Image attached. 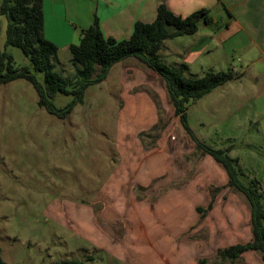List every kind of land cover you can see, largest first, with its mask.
Returning a JSON list of instances; mask_svg holds the SVG:
<instances>
[{"label": "rangeland", "instance_id": "obj_1", "mask_svg": "<svg viewBox=\"0 0 264 264\" xmlns=\"http://www.w3.org/2000/svg\"><path fill=\"white\" fill-rule=\"evenodd\" d=\"M212 17L216 22L211 23L209 30L217 33L228 21V16L224 11L214 10ZM7 27L8 19L0 14L1 52L13 57L16 68L28 67L43 80V74L34 71L31 61L20 48L7 45ZM113 38L116 39V36ZM178 40V46L183 48L188 43L195 44L192 37ZM211 49V53H204L190 62L185 75L201 77L210 70L246 71L235 81H242L244 87L255 95L252 91L255 89L253 79L257 78V70L252 64L257 60V55L247 57L244 50L230 51V44L212 46ZM160 54L162 61L169 64L180 60L179 56L166 57L164 51ZM71 60L69 49L59 48L56 71L72 78L74 68ZM131 62L138 63L135 59L120 62L111 69L105 81L91 85L85 92L83 102L65 120L50 115L38 105L37 92L29 82L16 80L0 84V248L4 262L60 264L74 260L83 264H188L184 260H175L166 249L162 253L153 249V243L158 244L162 237H168L171 232L160 221L150 224L142 212L140 215L137 213L141 208L128 211L129 204L133 206L134 202L145 198L134 188L127 187L126 196L122 197L126 208H116V227L111 228L112 225L106 222L114 206L102 193L113 183L112 172L119 153L117 143H122L119 141L124 119L120 113L124 101L122 68ZM163 90L166 94L165 87ZM222 93L219 91L215 96ZM73 98L59 94L54 103L58 108H64ZM166 101L169 111L160 115V122L152 134L158 135L159 130L164 129L163 137L169 139V156L175 164L174 170L178 168L179 172L189 175V172L198 170L202 151L197 149L192 137L174 114L168 97ZM214 101L216 107L222 109L220 114L211 113ZM224 102L225 97L189 103L187 122L206 145L214 149L233 146L230 155L241 160L239 166L245 173L240 178L241 182L246 186L252 182L258 183V188L262 189L261 203L264 207V141L258 136L254 125L249 129L245 126L248 119L255 118L254 101L242 104L240 98L236 102L233 100L231 116L228 111L227 114L223 113ZM146 141L149 143V140ZM186 142L184 153L179 152L177 144ZM247 143L254 146L247 147ZM182 158L188 164L186 161L184 166L179 163ZM225 197L228 198L227 195ZM236 205L233 207L235 212H221L222 218L219 219L230 228L241 224L239 236L244 241L247 237L244 224H249L246 215L251 213V206L245 200L242 206ZM209 232L199 229L195 237L188 238L204 240ZM232 233L237 232L231 231L230 234L236 238ZM182 235L180 231L175 233L174 238L182 241ZM250 236L253 237L252 230ZM163 244L162 241V249ZM172 247H176V243ZM198 247L205 249L206 246ZM197 253L200 257L204 255L203 251L197 250ZM252 254V262L264 264L257 253ZM165 256L168 260H165ZM203 260L206 264L220 263L217 255L210 254ZM244 260L239 264H247Z\"/></svg>", "mask_w": 264, "mask_h": 264}, {"label": "crops", "instance_id": "obj_2", "mask_svg": "<svg viewBox=\"0 0 264 264\" xmlns=\"http://www.w3.org/2000/svg\"><path fill=\"white\" fill-rule=\"evenodd\" d=\"M161 3L182 17H188L201 9L210 10L211 17L214 10L224 11L228 16V21L217 33L209 30L211 24L208 26L202 24L196 34L184 36L195 39V44L188 43L184 48L180 47L178 46L180 42L177 41H180L178 39L181 37L165 41L161 52L164 51L166 57L179 56L180 60L171 61V64L163 61L171 67L185 64L189 70L190 62L204 53H211L212 46L220 47L224 44H230V51L244 50L247 57L256 54L258 58L252 64L257 70V78L253 79L255 89L252 91L255 95L244 87L242 81H232L196 103H201L205 99L216 100L225 97L223 113L227 114L228 111L231 116L233 100L236 102L240 98L242 104L249 100L254 101L255 118L248 119L245 126L249 129L254 125L258 136L264 141V0H44L45 35L59 48L69 49L70 45L79 43L82 31L92 25L94 16L97 15L105 37L116 36V40L120 41L132 35L137 22H153ZM215 22L216 19L213 18V23ZM233 70L237 74L246 73ZM122 74L124 101L120 113L124 119L119 140L122 143H117L119 153L116 168L112 172L113 183H110L102 193L105 199H109L111 206H114L113 213L106 222L112 225L111 228L116 227L118 216L116 208L119 210L126 208L122 197L126 196L127 187H132L145 198L134 202L133 206L129 204L128 211L141 208L137 213L140 215L142 212L150 224H153L152 221H160L165 224L166 230L171 232L168 237H162L158 244L153 243L154 250L162 253L166 249L175 260H184L188 264H206L203 259H207L210 254L217 255V259H220L219 264H232L230 261L222 260L219 252L252 241L253 237H249L252 230L251 213L245 212L249 224H244L247 236L244 241L243 237L239 236L241 224L230 228L227 224H222L219 218H222L221 212L225 214L229 211L235 212L233 207H237L236 204L242 206L244 200L248 199L242 193L228 187L229 177L226 171L212 157L204 155L201 151L202 157L197 171L189 172L188 175L187 172H179L178 168L174 170L175 164L170 161L169 156V139L163 137L164 129L159 130L158 135L152 134L160 122V115L163 116L169 111L166 108L168 102L163 90L165 87L163 80L139 62H131L124 66ZM230 89L240 92L232 93ZM219 91L223 93L215 96ZM213 103L211 113L220 114L222 109L216 107L215 101ZM190 128L195 138L201 142L196 130L191 126ZM146 140H149V143ZM228 140L232 141L233 138ZM186 145L187 142L177 144L176 149L184 153ZM252 146L253 143H247V147ZM230 150L229 155L233 146ZM234 159H237L240 165L241 160ZM185 161L188 164L183 158L179 163L184 166ZM259 191L262 194L261 188ZM199 229L210 231L207 239L188 238L195 237L194 234L199 233ZM180 231L183 232L182 241L174 238L175 233ZM231 231L237 232L232 233L236 238L231 237ZM170 239L175 241L176 247H172L175 243ZM198 245L206 247L200 249ZM197 250L204 252L203 258L198 256ZM206 252L208 254H205ZM252 253L257 252L244 253L235 264H239L242 259H245L244 263L257 264L251 261L253 259L251 257H254ZM257 254L264 263L261 255ZM164 258L168 260L166 256Z\"/></svg>", "mask_w": 264, "mask_h": 264}, {"label": "trees", "instance_id": "obj_3", "mask_svg": "<svg viewBox=\"0 0 264 264\" xmlns=\"http://www.w3.org/2000/svg\"><path fill=\"white\" fill-rule=\"evenodd\" d=\"M0 14L8 19L7 45L20 48L31 61L34 71L43 74V80H40L28 67L16 68L13 57L0 50V84L16 80L29 82L37 92L38 105L58 119H67L75 107L83 102L86 90L91 85L105 81L111 69L127 59L137 60L159 76L165 84L174 114L179 117L185 131L204 155L212 157L226 171L228 187L245 195L251 206L252 241L222 250L219 257L235 264L244 253L254 251L264 261V207L258 183L244 185L240 178L245 173L239 161L229 155L230 148L214 149L199 142L187 122L189 103L197 102L227 83L240 79L242 74L228 69L219 72L210 70L201 77H187V65L171 67L161 59L160 52L165 41L192 36L202 24L208 26L213 23L210 10L201 9L188 17H182L161 3L153 22H137L132 35L120 41L105 37L100 20L95 15L92 25L82 31L79 43L69 46L74 68L72 78L56 71L59 47L45 35L44 0H0ZM59 94L73 96V101L64 108H58L54 100ZM0 264H8L1 258V248ZM60 264L83 263L66 260Z\"/></svg>", "mask_w": 264, "mask_h": 264}]
</instances>
